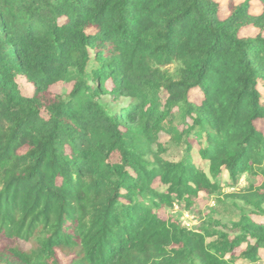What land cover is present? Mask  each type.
I'll return each mask as SVG.
<instances>
[{
	"label": "trees",
	"instance_id": "16d2710c",
	"mask_svg": "<svg viewBox=\"0 0 264 264\" xmlns=\"http://www.w3.org/2000/svg\"><path fill=\"white\" fill-rule=\"evenodd\" d=\"M220 12L213 0H0V264L257 261L264 0ZM64 84L70 94H50ZM105 94L131 103L110 113ZM160 133L185 146L181 160L164 159ZM198 194L214 204L195 227L155 212Z\"/></svg>",
	"mask_w": 264,
	"mask_h": 264
},
{
	"label": "rangeland",
	"instance_id": "374dc122",
	"mask_svg": "<svg viewBox=\"0 0 264 264\" xmlns=\"http://www.w3.org/2000/svg\"><path fill=\"white\" fill-rule=\"evenodd\" d=\"M213 1H215L217 4L221 6V12L219 16H220V19L223 20L226 16V4L230 0H213ZM231 1L234 2L235 4H238L242 2L243 0H231ZM260 12H261V7L259 3L254 1L252 3L250 15L256 16V15H259ZM256 34H257L256 30L250 27V28L241 30L239 35L241 38H250V37L256 36ZM167 69L173 72L175 70V65H171ZM18 81L20 82V80ZM105 85L109 89L111 87V82L107 80L105 82ZM71 88H72V84H64L61 87L54 86L50 88L49 92L50 94H59L62 96H66L70 94ZM21 90L24 93H26V95H30L31 91L28 86L26 85L22 86ZM195 92L199 94L198 91H195ZM159 98H160L159 102H161V100L164 101V94H161ZM196 102L199 103L198 100H196ZM96 103L98 105H102L103 107L108 108L109 112L114 114V113H117L124 106L129 105L131 102L130 100L124 99V98L116 100V98H113L111 95L105 94L101 96L99 99H97ZM187 123H190L189 119L187 120ZM182 124L185 125L184 123H179L177 121L175 125L179 126V129H181ZM255 127L258 131H260L264 135V121H256ZM191 141L193 142V144L191 147L192 150L189 153V155L192 158L197 159V154H196V151L198 149L197 143L193 141L192 138H191ZM155 145H158L164 150H167L163 154V157L164 159L170 162H177L185 156V146H181V147L176 146L175 143L171 141V138L164 133L159 134ZM247 179H248V176L246 175L241 176L237 183L236 189L240 190V189L245 188L248 185ZM219 183L221 187L226 188V193H230L232 191L227 188V184L230 183V180L227 174L222 175ZM258 183H260V179H255L254 184L257 185ZM152 189H154L155 191L159 193H163L166 188L159 183V180H154L152 183ZM196 199L197 200L195 201V205L191 206L189 210H186L181 205L175 204L172 209L161 208L155 212L162 220L173 219L174 221L175 220L179 221L182 224V226L192 228L196 226V224L199 221V218H201L204 214H207V212L209 211V208H211L214 204L212 197L207 198L203 194H198ZM238 206L240 207V210L242 212H249V210L246 207H244L242 204H238ZM219 210L221 211L223 209L220 208ZM256 221H261V223H264V216H261V218L257 217ZM223 231H224L223 233H226L229 237H236V235H238L237 232H232L229 224L227 228H223ZM212 240L214 239H210L208 240V242ZM27 247L30 248L28 244H25L22 246V248H27ZM241 248H242L241 251H245L244 245L241 246ZM58 259L61 264H67L68 262L67 257L61 256V254L59 255ZM236 264H264V250L259 251L258 256H257V261L255 263H250L245 260H238Z\"/></svg>",
	"mask_w": 264,
	"mask_h": 264
}]
</instances>
